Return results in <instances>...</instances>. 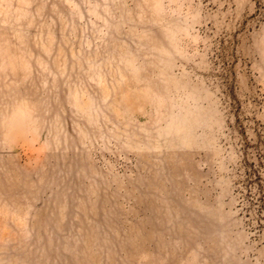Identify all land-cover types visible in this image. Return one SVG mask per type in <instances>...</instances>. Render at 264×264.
<instances>
[{"label": "rangeland", "instance_id": "1", "mask_svg": "<svg viewBox=\"0 0 264 264\" xmlns=\"http://www.w3.org/2000/svg\"><path fill=\"white\" fill-rule=\"evenodd\" d=\"M0 264H264V0H0Z\"/></svg>", "mask_w": 264, "mask_h": 264}]
</instances>
